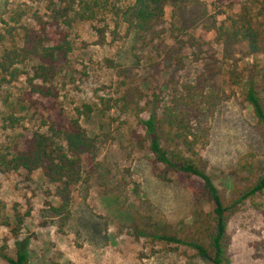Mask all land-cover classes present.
<instances>
[{
    "label": "rangeland",
    "instance_id": "obj_1",
    "mask_svg": "<svg viewBox=\"0 0 264 264\" xmlns=\"http://www.w3.org/2000/svg\"><path fill=\"white\" fill-rule=\"evenodd\" d=\"M134 4L111 0L96 21L73 26L74 50L58 74V98L33 94V62L16 66L21 70L16 82L0 83V153L13 152L35 131L47 132L43 125L50 119L77 118L85 105L94 112L83 114L81 122L97 143L95 154L85 159L66 217L52 212L61 200L41 171L0 173V199L7 205L0 215V251L6 247L11 257L21 241L30 264H211L191 249L156 244L136 232L148 216L173 227L190 224L195 200L189 183L161 179L163 168L141 143L144 132L136 113L118 102L128 92L145 97L143 106L157 103V96L162 106L188 95L210 101L194 125L208 131L199 154L225 201L249 184L234 174L243 160L257 168L250 182L264 174L261 130L244 100L255 88L264 101V54L254 55L234 40L229 20L246 11L264 26V0L169 6L160 37L145 41L126 15ZM44 7L41 0H0V56L9 47L5 29L12 13L27 9L33 15ZM27 24L35 25L33 20ZM11 114L21 120L16 128L7 122ZM16 210L25 217L18 236L12 230ZM228 234L233 264H264V194L231 218ZM0 264H7L1 256Z\"/></svg>",
    "mask_w": 264,
    "mask_h": 264
},
{
    "label": "trees",
    "instance_id": "obj_2",
    "mask_svg": "<svg viewBox=\"0 0 264 264\" xmlns=\"http://www.w3.org/2000/svg\"><path fill=\"white\" fill-rule=\"evenodd\" d=\"M41 1L45 4L44 12L38 10L30 15L31 10L25 9L15 11L10 16L5 29L9 47L0 56V83L16 82L21 76V70L16 66L33 62L34 77L30 82L33 94L45 99L58 98L57 77L69 63L74 50L70 31L76 23L96 21L109 9L111 0ZM196 1L135 0L126 15L132 17L131 23L137 26L145 41L148 36L160 37L158 31L166 23L169 6L180 8ZM28 20H33L35 25L28 26ZM229 20L234 40L244 43L254 55L264 54L262 23H255L246 11ZM144 98L140 95L136 99L128 92L118 102L123 104V109L136 113L138 124L144 132L141 143L147 146L156 165L163 168L161 179L169 182L175 177L183 184H190L195 209L190 224L181 222L180 226L173 227L148 216L143 217L136 232L156 244L191 249L211 264H233L229 256L230 220L248 201L264 194V174L250 182L252 177L255 178L257 168L254 163L243 160L234 174L249 184L243 190H235L230 201H225L208 172L207 162L199 154L201 140L208 138V131L206 134V131L194 125V121L202 117V105L209 107L210 101L205 102L203 96L197 99L188 95L162 106L157 96V103L143 106ZM244 100L253 110L264 146V101L255 88L245 92ZM101 102L111 109L109 102L104 99ZM33 107L36 108V105ZM93 112L91 105H85L84 111L77 110V118L60 122L50 119V125L44 122L43 126L49 128L47 132L35 131L24 145H17L13 152L0 153V173L41 171L48 182L55 186L61 200L58 207H51L52 212L57 217L69 216L73 189L83 180L85 159L96 152L97 143L81 122L83 114L90 116ZM144 112H149L148 119L141 117ZM20 121L12 114L7 118L13 128L18 127ZM6 209L7 205L0 199V215ZM24 218L16 210L15 227L12 229L16 236L24 224ZM16 248L14 257L8 255L6 247L0 251V256L7 264H30L26 245L19 241Z\"/></svg>",
    "mask_w": 264,
    "mask_h": 264
}]
</instances>
